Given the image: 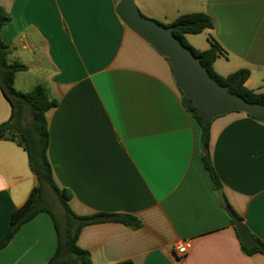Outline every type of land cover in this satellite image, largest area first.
Returning <instances> with one entry per match:
<instances>
[{"label":"crops","instance_id":"1","mask_svg":"<svg viewBox=\"0 0 264 264\" xmlns=\"http://www.w3.org/2000/svg\"><path fill=\"white\" fill-rule=\"evenodd\" d=\"M116 0H0L9 21L0 29L14 88L45 87L57 104L45 113L47 158L54 182L79 216L127 213L130 227L84 225L77 244L92 264H264L248 254L202 164L200 129L185 108L164 56L115 13ZM140 11L170 23L180 14L209 15L221 47L214 70L246 68L244 85L264 93V0H134ZM0 90V124L10 117ZM209 154L226 202L264 243V121L231 110L210 123ZM38 179L24 145L0 137V240L10 215ZM227 205V204H226ZM191 240L185 255L174 245ZM57 246L50 215L41 212L0 246V264H46Z\"/></svg>","mask_w":264,"mask_h":264},{"label":"trees","instance_id":"2","mask_svg":"<svg viewBox=\"0 0 264 264\" xmlns=\"http://www.w3.org/2000/svg\"><path fill=\"white\" fill-rule=\"evenodd\" d=\"M8 21L9 17L0 6V29ZM159 23L172 26L173 34L195 56L200 58L208 74L220 84L227 86L230 92L237 93L250 102L264 103V93H256L244 85L249 76L248 69L240 68L227 75L218 74L214 70L213 62L221 52V47L212 37L209 39L210 47L203 50L197 49L187 42L185 38L187 34H198L214 27V22L209 15L202 12L184 13L177 16L170 23ZM8 49V45L0 39V90L11 109L9 119L0 124V137L9 136L24 145L30 168L36 175L38 184L32 189L24 204L12 211L9 230L0 240V246L5 245L10 240L20 225L38 213L46 212L51 215L57 234L55 252L46 264H92L88 252L77 244L78 233L84 225L103 221H114L130 227H137L139 222L133 215L127 213L97 212L91 215L79 216L70 209L67 203L70 194L66 189L59 188L54 182L52 169L46 154L49 137L45 113L55 107L57 101L48 98L47 91L41 84L35 85L27 92H20L14 88V74L18 70L25 69V65L18 62L9 63L7 59ZM164 58L168 61L166 57ZM168 64L170 63L168 62ZM178 90L185 108L191 113L200 129L202 149L207 150L206 153L204 152L202 154V164L208 172L213 187L217 189L221 187V183L209 154L211 121L204 123L203 116L196 111L195 103L183 91L179 88ZM246 115L258 119L253 115ZM45 188L51 189L58 196L63 206L65 213L62 228L58 226L48 207L42 204L43 190ZM226 204L232 223L241 221V218L232 210L230 205L227 202ZM242 247L248 254L261 253L264 255V243L258 239H255V244L252 247H245L243 245ZM114 264L133 263L130 260H122Z\"/></svg>","mask_w":264,"mask_h":264},{"label":"water","instance_id":"3","mask_svg":"<svg viewBox=\"0 0 264 264\" xmlns=\"http://www.w3.org/2000/svg\"><path fill=\"white\" fill-rule=\"evenodd\" d=\"M116 1V15L126 27L167 58L176 85L195 103L204 123L231 110L242 111L264 121V103L250 102L211 77L200 58L173 34L172 26L162 25L142 15L133 0ZM216 195L225 207L221 187L216 189ZM234 227L243 246L252 247L255 244L254 236L244 223L239 221Z\"/></svg>","mask_w":264,"mask_h":264},{"label":"rangeland","instance_id":"4","mask_svg":"<svg viewBox=\"0 0 264 264\" xmlns=\"http://www.w3.org/2000/svg\"><path fill=\"white\" fill-rule=\"evenodd\" d=\"M134 1V0H133ZM135 3V2H134ZM136 4V3H135ZM137 6V4H136ZM138 7V6H137ZM139 9V7H138ZM140 11V9H139ZM141 12V11H140ZM141 14H143L144 16L148 17V18H151L153 20H156L154 19L153 17H150L148 15H145L144 13L141 12ZM163 24H167V23H163ZM193 37L195 38L196 40V44L198 47H201V48H205L206 47V43L207 40V35L204 33H198V34H195L193 35ZM188 42V41H187ZM189 43V42H188ZM192 46V45H191ZM170 65V64H169ZM171 67V66H170ZM172 71V69H171ZM173 75V74H172ZM42 204L47 206L49 211L51 212L53 218L56 220L58 226L60 228H62V223H63V219H64V209H63V206L58 198V196L53 192L51 191V189L49 188H45L43 190V197H42ZM49 214V213H48ZM50 215V214H49ZM51 217V215H50Z\"/></svg>","mask_w":264,"mask_h":264},{"label":"built area","instance_id":"5","mask_svg":"<svg viewBox=\"0 0 264 264\" xmlns=\"http://www.w3.org/2000/svg\"><path fill=\"white\" fill-rule=\"evenodd\" d=\"M191 240L185 239L175 243L174 248L179 255H185L191 248Z\"/></svg>","mask_w":264,"mask_h":264}]
</instances>
